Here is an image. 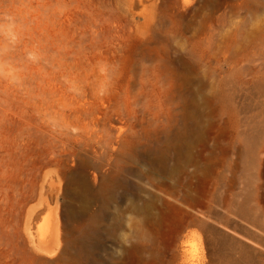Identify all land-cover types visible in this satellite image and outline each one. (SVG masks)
Segmentation results:
<instances>
[{"label": "rangeland", "instance_id": "1", "mask_svg": "<svg viewBox=\"0 0 264 264\" xmlns=\"http://www.w3.org/2000/svg\"><path fill=\"white\" fill-rule=\"evenodd\" d=\"M0 264H264V0H0Z\"/></svg>", "mask_w": 264, "mask_h": 264}, {"label": "bare ground", "instance_id": "2", "mask_svg": "<svg viewBox=\"0 0 264 264\" xmlns=\"http://www.w3.org/2000/svg\"><path fill=\"white\" fill-rule=\"evenodd\" d=\"M183 139H184L183 132L182 133H178L176 135L175 139L174 140H171L170 143H172L174 146H179V145H181V142H182ZM158 159H159L158 161H161V159H162V153L159 154ZM82 184L85 185V181L82 182Z\"/></svg>", "mask_w": 264, "mask_h": 264}]
</instances>
